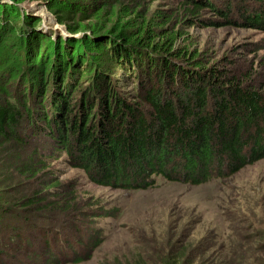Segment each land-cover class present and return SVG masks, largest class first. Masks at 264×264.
Segmentation results:
<instances>
[{"label":"trees","instance_id":"16d2710c","mask_svg":"<svg viewBox=\"0 0 264 264\" xmlns=\"http://www.w3.org/2000/svg\"><path fill=\"white\" fill-rule=\"evenodd\" d=\"M181 1L179 11L192 17L180 24L201 22L207 8L227 10L209 0ZM149 2L158 0H51L49 10L72 34L56 40L38 34L41 19L0 5V158L15 175L42 186L9 200L41 212L35 224L27 227L18 216L9 226L22 227L7 230L2 212L11 209L0 207V252L20 264L36 251L35 236L57 257L52 264H77L89 255L69 208L53 210L62 215L47 227L38 221L66 196L60 181L50 179V161L63 158L98 184L136 192L155 188L157 179L203 185L264 159V93L248 90L231 70L205 69L197 51L176 46L191 38L169 27L171 10L151 14ZM248 20L264 28V9ZM117 72L136 85L134 96L120 92ZM33 255L39 258L29 263L42 264L39 251ZM198 259L186 242L137 264Z\"/></svg>","mask_w":264,"mask_h":264},{"label":"rangeland","instance_id":"374dc122","mask_svg":"<svg viewBox=\"0 0 264 264\" xmlns=\"http://www.w3.org/2000/svg\"><path fill=\"white\" fill-rule=\"evenodd\" d=\"M50 1L0 0V5L19 6L25 16L41 19L39 35L55 40L59 36L71 37L66 25L60 24L49 10ZM209 2L227 10L220 14L213 12L214 8H207L199 14L201 22L190 24L186 21L192 16L179 11L181 0H158L147 5L151 14L157 8L171 10L175 16L169 27L191 38V43L183 38L176 46L197 51L203 56L205 69L231 70L248 90L264 93V28L248 22V18L264 9L261 0ZM116 74L113 77L120 92L134 96L136 85L125 75ZM38 147L42 151L47 149L43 142ZM49 166L54 169L51 174L54 178L50 179L60 181L66 196L64 201H57L60 208L47 210L48 215H42L38 221L47 227L62 215L53 210L69 208L67 216L72 217L74 227H81L77 241L85 254L89 252L77 264L150 263L165 248L171 250L186 242L199 254L195 264H264V159L247 165L235 175L203 185L157 179L155 188L136 192L98 184L90 173L67 164L63 158L50 161ZM41 187L35 181L26 182L15 175L0 158V207L5 204L11 209L8 216L2 212L9 219L5 224L7 230L22 227L17 223L9 226L18 216L26 226L35 224L33 216L41 217V212L36 215L35 211H27L9 201L18 202ZM90 236V242L97 245L87 243ZM58 238L57 233L51 235L54 243ZM34 243L42 256V264L58 261L52 251L42 248L39 236L34 237ZM36 251L24 252L27 258L23 261L33 264L29 262L39 258L33 255ZM0 255L6 256H0V264H20L13 255L8 257L5 252Z\"/></svg>","mask_w":264,"mask_h":264}]
</instances>
